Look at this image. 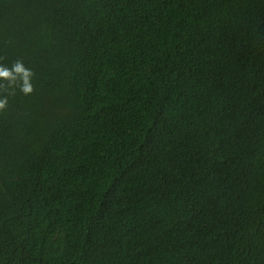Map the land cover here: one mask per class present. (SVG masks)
<instances>
[{
  "label": "trees",
  "instance_id": "1",
  "mask_svg": "<svg viewBox=\"0 0 264 264\" xmlns=\"http://www.w3.org/2000/svg\"><path fill=\"white\" fill-rule=\"evenodd\" d=\"M0 58V264H264V0H0Z\"/></svg>",
  "mask_w": 264,
  "mask_h": 264
},
{
  "label": "clouds",
  "instance_id": "2",
  "mask_svg": "<svg viewBox=\"0 0 264 264\" xmlns=\"http://www.w3.org/2000/svg\"><path fill=\"white\" fill-rule=\"evenodd\" d=\"M33 75L34 72L26 68L21 60H17L11 68L0 64V80L8 82L7 85L0 84V89L7 90L10 87H19L23 94L29 95L34 91L33 84L31 83ZM10 94H14V92ZM7 104V96L0 98V111L4 110Z\"/></svg>",
  "mask_w": 264,
  "mask_h": 264
}]
</instances>
